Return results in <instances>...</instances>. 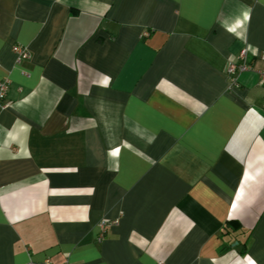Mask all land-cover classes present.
Here are the masks:
<instances>
[{
  "label": "crops",
  "instance_id": "crops-1",
  "mask_svg": "<svg viewBox=\"0 0 264 264\" xmlns=\"http://www.w3.org/2000/svg\"><path fill=\"white\" fill-rule=\"evenodd\" d=\"M262 56L264 0H0V264H264Z\"/></svg>",
  "mask_w": 264,
  "mask_h": 264
},
{
  "label": "built area",
  "instance_id": "built-area-1",
  "mask_svg": "<svg viewBox=\"0 0 264 264\" xmlns=\"http://www.w3.org/2000/svg\"><path fill=\"white\" fill-rule=\"evenodd\" d=\"M14 52L17 54L19 58H28L30 56L29 51L25 49L24 47H18V45L14 46L13 49ZM246 49H242L239 54L232 60H230L226 67V72L231 75L232 81H235V74L237 72H242L247 70L250 66H248V62L246 60ZM264 57V56H262ZM258 76L261 83H264V70L258 71ZM8 88V80H0V100H2L5 96V93ZM115 221L111 220L108 221L107 219H101L98 222V229H100V234L98 236V239H101L103 237V233L105 232V228L108 224H112ZM49 259L45 260L46 264H49Z\"/></svg>",
  "mask_w": 264,
  "mask_h": 264
}]
</instances>
